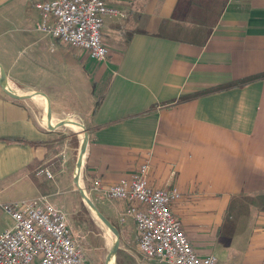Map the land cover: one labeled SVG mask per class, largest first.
I'll return each instance as SVG.
<instances>
[{
    "label": "crops",
    "instance_id": "0c3cea01",
    "mask_svg": "<svg viewBox=\"0 0 264 264\" xmlns=\"http://www.w3.org/2000/svg\"><path fill=\"white\" fill-rule=\"evenodd\" d=\"M37 1L0 0V64L17 93L44 92L55 119L80 114L81 183L103 215L137 238L119 219L127 202L92 180L147 160L151 186H177L170 207L199 255L264 264V75L251 77L264 72V0H105L126 16H104L100 61L37 30ZM46 121L44 104L0 84V197L25 181L31 197L48 194L36 166L54 161L58 126Z\"/></svg>",
    "mask_w": 264,
    "mask_h": 264
},
{
    "label": "built area",
    "instance_id": "2783aa9c",
    "mask_svg": "<svg viewBox=\"0 0 264 264\" xmlns=\"http://www.w3.org/2000/svg\"><path fill=\"white\" fill-rule=\"evenodd\" d=\"M37 30L62 42L82 48L91 58L104 60L107 48L101 27L105 15L125 17L126 12L105 0H40ZM149 162L144 160L130 177L108 184L92 180L101 198L127 202L120 221L130 216L137 233V248L147 259L168 264H216L213 254L199 255L182 229L170 203L180 197L177 186L153 187L148 180ZM38 175L52 178L47 167ZM0 207L13 224L0 231V264H90L80 238L67 214L45 195L9 202Z\"/></svg>",
    "mask_w": 264,
    "mask_h": 264
},
{
    "label": "rangeland",
    "instance_id": "374dc122",
    "mask_svg": "<svg viewBox=\"0 0 264 264\" xmlns=\"http://www.w3.org/2000/svg\"><path fill=\"white\" fill-rule=\"evenodd\" d=\"M40 115H42L41 108ZM58 117L59 119L76 118L82 122L83 127L86 129V125L78 113L63 112L59 113ZM52 138L51 146H53L52 151L55 154L54 161L50 164L42 162L36 166V169L48 166L53 173L52 178H50L51 180H44V183L48 182V184L52 181L50 183V190L45 196L65 211L73 229L78 230L83 235L80 238V243L89 263L109 264L108 253L113 244V238L105 224L94 215L91 208L82 200L78 189L71 179L79 156V134L66 124H62L57 127V131L54 132ZM55 180L57 184H55ZM82 186L86 187L84 184ZM29 191L28 183L25 181L20 184L17 191L8 192L11 195L6 194L7 196L0 197V202H7L11 198L16 200L28 199L31 197L29 195L31 191ZM89 197L102 212L100 201L93 198V196ZM109 221L115 226L118 236V247L113 259L114 262L111 261L113 264H167L154 259H147L140 254L137 248V238L133 225L126 227L122 223ZM12 224V217L0 207V231L5 226Z\"/></svg>",
    "mask_w": 264,
    "mask_h": 264
},
{
    "label": "water",
    "instance_id": "95a60500",
    "mask_svg": "<svg viewBox=\"0 0 264 264\" xmlns=\"http://www.w3.org/2000/svg\"><path fill=\"white\" fill-rule=\"evenodd\" d=\"M7 81V77L4 71V68L2 67V65L0 64V84L2 85V88L9 94H11L14 97H31L32 93L37 92V93H42L48 101V105H47V110H46V115H47V125L50 128H54L57 127L59 125L62 124H66L68 120L66 119H61L53 124L50 123V120L48 119V116H50L51 114V107H50V101H49V97L41 91H32L31 93H26V94H22V95H16V94H12L10 91H8L2 84V82ZM78 123H81L79 120H77ZM83 126V125H82ZM84 131V145L81 146L79 148V156L84 154L85 150H86V146H87V142H88V134H87V130L83 127ZM78 160V159H77ZM73 181L74 184L76 186V188L78 189V192L80 194V197L82 198V200L91 208V210L95 213V215L99 218V220H101L103 222V224H105V226L107 227V229L109 230L111 237L113 238V244L111 246V251H110V257L112 259H114V256L116 254V250L118 247V236H117V230L115 228V226H113V224L103 215V213L99 210V208L95 205V203L91 200V198L88 196V194L86 193L85 188L82 186V184L77 180V178L75 177V174L73 176Z\"/></svg>",
    "mask_w": 264,
    "mask_h": 264
},
{
    "label": "bare ground",
    "instance_id": "6f19581e",
    "mask_svg": "<svg viewBox=\"0 0 264 264\" xmlns=\"http://www.w3.org/2000/svg\"><path fill=\"white\" fill-rule=\"evenodd\" d=\"M2 84L12 94H16V95L23 94V93H17V92H19V90H17L16 88H14V86L12 85V83L9 82V81L8 82L7 81H4V82H2ZM32 97L34 98V100H36V102H38L40 104H44V115H45L46 114V110H47V105H48L47 98L42 93H37V92L32 93ZM45 119L47 120V115H45ZM48 119L50 120V123L51 124L59 121L57 118L55 119V117H53L52 114H50V116H48ZM66 120H68L66 124H68L75 132H77L79 134L80 147L83 146L84 145V138H83L84 137V133H83L84 129H83V126L81 125V123H78L77 122V119L76 118H71V119H66ZM83 156H84V154L80 155V157L76 161L75 171H74L75 177L77 178V180L80 183H81V170H82ZM94 215H95V213H94ZM110 251H111V248H110L109 253H108V259L110 260V263L109 264H113L111 262V261H113V259L110 257Z\"/></svg>",
    "mask_w": 264,
    "mask_h": 264
},
{
    "label": "trees",
    "instance_id": "16d2710c",
    "mask_svg": "<svg viewBox=\"0 0 264 264\" xmlns=\"http://www.w3.org/2000/svg\"><path fill=\"white\" fill-rule=\"evenodd\" d=\"M262 75H264V72H262V73H260V74H258V75L251 76V77L262 76ZM249 79H252V78H247V79H245V81H246V80H249ZM186 97H187V95H184V96H181L179 99H184V98H186ZM31 174H32V175L34 174V171H33V170L31 171Z\"/></svg>",
    "mask_w": 264,
    "mask_h": 264
}]
</instances>
